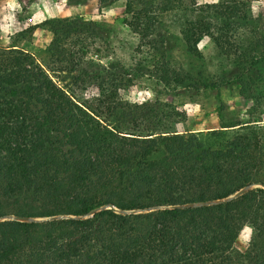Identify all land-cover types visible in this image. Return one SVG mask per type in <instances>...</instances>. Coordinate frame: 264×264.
<instances>
[{
    "label": "trees",
    "instance_id": "16d2710c",
    "mask_svg": "<svg viewBox=\"0 0 264 264\" xmlns=\"http://www.w3.org/2000/svg\"><path fill=\"white\" fill-rule=\"evenodd\" d=\"M123 8L137 38L130 67L90 70L85 58L105 31L80 16L41 23L51 33L45 60L0 46V218L42 219L0 221V264H264V189L172 208L264 185V126L253 116L264 114V2L258 13L247 0H123ZM203 39L216 49L215 72L174 65L169 42L201 60ZM143 69L164 91L219 98L221 87L236 88L250 117L178 133V112L158 96L120 98ZM87 86L96 97L76 96ZM108 205L124 213L100 209ZM150 208L159 209L133 213ZM245 226L251 237L239 251Z\"/></svg>",
    "mask_w": 264,
    "mask_h": 264
},
{
    "label": "rangeland",
    "instance_id": "374dc122",
    "mask_svg": "<svg viewBox=\"0 0 264 264\" xmlns=\"http://www.w3.org/2000/svg\"><path fill=\"white\" fill-rule=\"evenodd\" d=\"M219 1L221 0H196L198 4ZM247 1L253 13H258L263 8L264 0ZM123 9V0H118L106 8H99L98 0H85L78 4H70L67 0H36L25 9L20 0H0V46L7 47L15 43L37 58L45 60L43 51L51 41V33L41 27V23L52 18L80 16L85 20L100 23L105 31L102 40H94L85 58L91 63L90 70L109 68L110 63L118 68L130 67L137 38L122 24ZM30 28L35 29L28 35L27 30ZM171 29L177 33L176 29L173 27ZM171 42L169 45L172 44L175 66H182L192 72L203 66L208 72H215L216 49L209 39H203L198 45L201 60L187 57L177 45H174L173 40ZM142 72V75L131 78L128 87L119 91L120 98L134 104L153 102L158 96L160 102L170 105L178 112L179 116L175 117L171 124L178 133L206 132L219 129L222 124L238 123L250 117L252 103L241 97L236 88L221 87L219 98L215 92L200 89L196 92L183 89L164 91L154 79L148 77L147 69H143ZM96 95L97 91L92 86L76 90V96L85 100ZM253 116L255 119L259 117V121L255 123L257 126H264V114L255 113ZM245 229L249 231L246 232ZM250 237V228L243 227L234 247L239 251L244 250Z\"/></svg>",
    "mask_w": 264,
    "mask_h": 264
},
{
    "label": "water",
    "instance_id": "95a60500",
    "mask_svg": "<svg viewBox=\"0 0 264 264\" xmlns=\"http://www.w3.org/2000/svg\"><path fill=\"white\" fill-rule=\"evenodd\" d=\"M256 187H261L264 189V185L262 184H252V185H248L246 187H244L243 189L239 190L238 192H236L235 194L227 197L226 199L223 200H218V201H207V202H202V203H191V204H186V205H180V206H175L172 208H178V209H187V208H196V207H207V206H211V205H215V204H219L222 202H227V201H231L233 199H236L237 197L243 195L244 193L252 190L253 188ZM100 209H113L116 212H120V213H124L122 211H117L115 210V208H113L111 205H108L106 207H102ZM98 209V210H100ZM159 208H150V209H146L144 211L139 210V211H135L133 213H141V212H149V211H153V210H157ZM94 212H91L88 214V216H91ZM58 217H53L50 219H57ZM4 220H14V221H26V222H34V221H41L42 219L40 218H21V217H15V216H7V217H2L0 218V221H4Z\"/></svg>",
    "mask_w": 264,
    "mask_h": 264
},
{
    "label": "snow or ice",
    "instance_id": "6c2138e0",
    "mask_svg": "<svg viewBox=\"0 0 264 264\" xmlns=\"http://www.w3.org/2000/svg\"><path fill=\"white\" fill-rule=\"evenodd\" d=\"M245 231L247 232V231H249L248 229H245Z\"/></svg>",
    "mask_w": 264,
    "mask_h": 264
}]
</instances>
